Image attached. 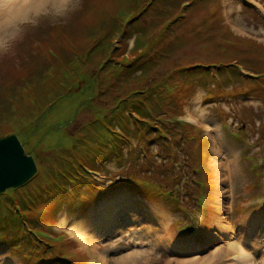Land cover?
<instances>
[{"label":"rangeland","instance_id":"rangeland-1","mask_svg":"<svg viewBox=\"0 0 264 264\" xmlns=\"http://www.w3.org/2000/svg\"><path fill=\"white\" fill-rule=\"evenodd\" d=\"M6 1L0 0V28L9 27L13 34L0 41V135L23 116L27 123L39 118L35 134L19 138L43 174L66 157L72 171L79 167L77 163L84 162L87 169L79 170L87 179L93 176L99 190L119 177L123 168L142 173L134 180L141 182L143 176L169 187L194 176L192 168L185 172L190 165L180 149L172 151L171 144V168L164 152L158 150L159 143L166 142L146 140L140 146L135 134L123 129V135L139 149L145 147L142 153L149 155L152 165L136 162L130 168L129 163L124 165V161L106 156L104 168L93 173L88 152L71 147L77 133L96 140L100 129L95 120L111 116L110 112L117 114L119 102L133 92L150 85L159 87L160 78L174 84L179 110L166 106L160 113L147 114L149 119L161 122L160 118L168 115L171 120L195 124L188 127L194 131L191 141L195 147L191 150L201 158L197 163L199 177L190 184L198 191L200 208L183 214L189 219L205 217L201 233L194 239L177 234L178 211L160 195L110 185L92 194L85 188L89 180L83 178L76 182V189L69 187L65 194L57 192L41 173L29 180L15 193L20 207L19 197L37 195L36 189L47 186L52 194L37 206L27 200L32 208L26 215L50 213V205H55L54 224L87 245L75 247L89 253L86 264H228L234 262L229 259L233 254L242 261L240 253L249 256L243 264H264V204L261 208H242L254 202L249 196L264 187V87L247 91L240 87L229 90L228 85L239 70L264 77V18L254 14L259 11L249 4L256 1L264 7V0H64L59 7L51 0H23L26 13L19 16L27 17L20 18L16 26L17 16L13 22L8 17L2 23ZM38 3L45 6L33 14ZM118 3L131 11L116 12ZM94 10L102 14L101 20ZM237 11L255 22L239 19ZM104 15L110 16L102 19ZM229 45L246 51L231 59L225 52ZM215 63L235 64L238 72L229 66L216 70L212 66ZM205 64L210 75L188 69L189 65ZM168 93H163L166 105ZM125 105L122 101L120 108ZM225 112L233 114L228 119L240 126L234 127ZM184 122H180L182 128L186 127ZM57 141L62 143L58 146ZM121 153L127 156L126 149ZM165 169H173V173H161ZM205 184L210 189L208 201L204 192L199 193ZM7 193L12 191L0 195V264H25L23 225L16 218L15 197L7 198ZM117 193L122 194L119 200ZM82 194L87 198L83 200ZM193 200L189 194L187 201ZM207 202L210 208L206 216ZM35 226L44 228L40 222ZM180 244L187 247L184 253H180Z\"/></svg>","mask_w":264,"mask_h":264},{"label":"trees","instance_id":"trees-1","mask_svg":"<svg viewBox=\"0 0 264 264\" xmlns=\"http://www.w3.org/2000/svg\"><path fill=\"white\" fill-rule=\"evenodd\" d=\"M169 3V2H168ZM167 3V4H168ZM87 4V2H84V6ZM118 7V10L116 12H129L126 11L125 8L122 6V3H118L116 5ZM97 12V13H96ZM94 13L101 15L98 11L94 10ZM112 14V13H111ZM110 14V15H111ZM257 14V13H254ZM110 15H104L102 19H106ZM245 43V42H243ZM247 44L252 45L251 42H247ZM239 46H228L226 49V54L231 58L235 59L240 53H243L244 49H242ZM264 51V50H263ZM216 66V70L224 69V67L229 66L230 68H233L234 71H237V65L228 63L223 65L216 64L212 65ZM189 70H194L195 72L199 73L201 76H206L211 74V70L209 69L208 64L205 65H189ZM61 72L64 70V67L60 68ZM238 72V71H237ZM239 84L248 83V84H254L255 86H262L264 84V77L260 79L261 83H256L250 78L242 77L240 73L235 74L234 78L228 83L230 86L232 81H234ZM159 87H154L150 85L149 88L147 86L140 90L135 91L132 93L131 96L125 97L122 101H126L127 106L125 105L124 108H120V103L118 105V113L110 112L111 116H101L97 120H95V123H98V129H100V134H98V137H96V140L89 139L86 137V135H80L77 133V138L73 140V144L71 145L74 150H77V152H88L90 156L91 163L96 168H103L102 164L106 162V156L107 159L114 157L118 162L124 161V165H127L129 163L130 168H133L136 164V162L141 163L145 162L148 166L152 165V161L150 160L149 155L143 154L141 151V148L139 149L135 144H133L129 138L125 137L123 135L122 129L126 132L135 134L137 138L138 144H141L145 142L146 140H155L156 142H166V143H159V151L161 150L164 152V156H166L169 166L172 168V159L174 158L172 151L175 150V148H180L181 153L184 154V156L187 158L188 164L191 166L193 164H197L198 159L195 155L192 153V148L195 147L194 142L191 141V136L193 134V130L188 128L189 126H186L182 128V126H174L169 129H167L162 123L163 121H156L154 118H150L147 115V112H151L152 108L157 113H160L163 109L165 104V96L163 93H168L167 97V105L168 108H172L174 111L177 109L179 110L177 103L178 96L173 95L174 90V84L172 82H166L163 79H160L158 82ZM153 94H152V90ZM158 91L157 94H154L155 91ZM230 90V89H229ZM149 103V104H147ZM152 106V108L150 107ZM109 115V113H107ZM39 118H33L29 123L26 122V116H23L17 120L18 124L14 126H8L5 128L6 133L15 132L19 136L22 135L24 138L28 135H33L36 132V124H38ZM112 120L114 122H112ZM100 121H102L100 123ZM129 121L132 122V125L129 124ZM149 121V122H147ZM165 124V123H164ZM115 126H119L120 129H115ZM162 131H165L164 134H162ZM162 134V136H161ZM170 141V142H167ZM62 143V141H57V145L59 146ZM174 146V148L171 151V146ZM57 149V148H56ZM126 149L127 156L125 157L121 151ZM192 155V158L190 157ZM65 158L58 160V165L53 168H49V171L45 174H43L42 168H40V173L42 176L48 177L49 182L53 186V188L59 192L60 194H65L68 192L69 187L71 189H76V182L80 181L81 178L87 179V176L82 174V172L79 170L80 163H77L76 169L73 171L70 170L68 163L65 161ZM76 163V162H75ZM82 168V167H81ZM172 169H165L162 170L161 173H171ZM38 173L37 175H40ZM76 173V174H75ZM141 173L140 171H133L131 169H125L123 168L120 173V182H117L116 180L110 184L104 185L100 190L96 185L89 186V183L86 184L87 189L91 191L92 194H99L103 189L107 186H119L121 184H125V186L129 188H136L141 189L148 195H154L157 196L158 194H163V190H155L152 187L146 186L147 184H143L140 181L134 180V177L136 174ZM92 188L95 190H92ZM96 189L98 191H96ZM17 189H10L8 191H12L11 194L7 193L5 197L12 198L14 197L13 193L15 192H21ZM82 189L78 190L79 194ZM36 194L29 193L26 196L19 197V202L21 204V207L19 205L18 208H15V214L16 218L19 219V221L22 222L23 227L21 230H23L22 238L25 240V246H26V255L25 260L27 264H32L34 259L40 258L41 255H44L46 253L55 252V253H65L67 248L70 246V241L66 238H62L58 241H48L45 239H39L37 235L32 233L29 228L26 225L29 223V225L35 226L36 222H40L43 224L44 229L47 228L49 225V222L52 221L55 218L56 213V206L51 204L50 209L52 210L49 212H41L39 214L35 213L34 215L28 217L26 214L29 212V209L32 208L31 204L27 203V200L32 202L34 206H37L38 203L41 202L42 199H44L47 195L52 194V190L49 189V187L45 186L42 189H36ZM6 193V192H5ZM3 193V194H5ZM0 194V195H3ZM79 195H77L78 197ZM164 197H168V195H165ZM17 197L15 196L14 199V205L17 202ZM87 198L86 194H82V199L84 200ZM1 200V199H0ZM60 201H63V198L60 199ZM68 202V201H67ZM55 208V209H54ZM59 208V207H57ZM48 210V209H47ZM67 259L64 257H57L56 255H53L50 261H44L41 260V258L38 260L41 263L50 262L49 264H57L59 261H65V262H71V259ZM33 264H36L34 262Z\"/></svg>","mask_w":264,"mask_h":264},{"label":"water","instance_id":"water-1","mask_svg":"<svg viewBox=\"0 0 264 264\" xmlns=\"http://www.w3.org/2000/svg\"><path fill=\"white\" fill-rule=\"evenodd\" d=\"M4 142L11 146L17 144L24 150V156L29 162L27 163V168L20 169L10 165L7 160L5 161L3 170H0V193L9 188L18 187L25 184L37 172L38 169L34 157L25 152L24 146L16 134H9L0 137V146H2ZM17 154L18 149L12 153L9 159L15 162V157Z\"/></svg>","mask_w":264,"mask_h":264},{"label":"bare ground","instance_id":"bare-ground-1","mask_svg":"<svg viewBox=\"0 0 264 264\" xmlns=\"http://www.w3.org/2000/svg\"><path fill=\"white\" fill-rule=\"evenodd\" d=\"M22 1L23 0H8V1H6L8 8L5 10L4 14L2 15V19H3L2 20V23H6L5 19H7L8 17H11L10 18V22H13V20H12L13 17L14 16H17L15 18V22L13 24L14 26H16V24L18 23V20H20V18L21 19L22 18L25 19L27 17V16H25V17L24 16H19L20 14L25 15V13H26L25 10H24V6L21 4ZM50 2H51V4L53 6L59 7L62 4H64L66 1H64V0H51ZM253 4H255L256 6H259L260 9L262 8V10H264V7L261 4H259L258 2L253 1ZM42 6H45V5L44 4H41V3H38L36 5L35 9L33 10V14H34L35 11H38ZM237 17L239 19L243 20V21H248V22H251V23L252 22H255L251 18L247 17V15L245 13H243L242 11H237ZM8 28L9 27H2V28H0V41H2L6 37L11 36L13 34L12 32L9 31ZM231 166H232V162H231ZM230 172H231V177H232L233 168L231 169ZM226 174L229 175V173H226ZM179 247H180V251H181V248H182V251L183 252H185L186 249H187V247L185 245H183V244H180ZM241 258L246 259V260H249V256H247L246 253H242L241 254ZM243 259L239 263L230 262L228 264H243Z\"/></svg>","mask_w":264,"mask_h":264},{"label":"snow or ice","instance_id":"snow-or-ice-1","mask_svg":"<svg viewBox=\"0 0 264 264\" xmlns=\"http://www.w3.org/2000/svg\"><path fill=\"white\" fill-rule=\"evenodd\" d=\"M8 142V141H7ZM18 149V154L15 157V162L11 161L9 157L12 153ZM16 168L25 169L27 168V163L29 162L24 156V150L20 148L17 144L14 146L8 145L6 142L0 146V170H3L5 161ZM122 197L121 193L116 194V199L119 200ZM159 211H163V209H159Z\"/></svg>","mask_w":264,"mask_h":264}]
</instances>
